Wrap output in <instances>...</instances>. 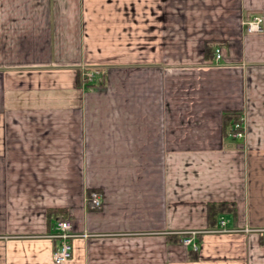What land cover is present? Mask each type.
<instances>
[{
    "label": "crops",
    "instance_id": "0c3cea01",
    "mask_svg": "<svg viewBox=\"0 0 264 264\" xmlns=\"http://www.w3.org/2000/svg\"><path fill=\"white\" fill-rule=\"evenodd\" d=\"M256 14L264 0H0V264H56L62 218L64 264H264ZM218 201L235 211L210 223Z\"/></svg>",
    "mask_w": 264,
    "mask_h": 264
},
{
    "label": "built area",
    "instance_id": "2783aa9c",
    "mask_svg": "<svg viewBox=\"0 0 264 264\" xmlns=\"http://www.w3.org/2000/svg\"><path fill=\"white\" fill-rule=\"evenodd\" d=\"M244 23L246 25V30L249 33H260L264 31V17L262 15L256 14L252 18L246 20ZM214 57L217 61L223 57L222 47H216ZM87 76L90 79H93L95 73L88 72ZM231 134L235 139L240 140L245 138L246 129L244 126L243 114H240L239 118L233 123ZM89 200L96 208L102 206V196L97 190H92L89 193ZM225 223V220L222 219L221 224L225 225ZM195 233L196 231H192V235L185 236L183 241L186 244H191L194 247H197V243L194 240ZM77 236L78 234L72 230V224L69 219L62 218L57 221L55 232L52 234V237L58 240V244L53 252V260L56 264H64L72 258L74 254V238Z\"/></svg>",
    "mask_w": 264,
    "mask_h": 264
},
{
    "label": "trees",
    "instance_id": "16d2710c",
    "mask_svg": "<svg viewBox=\"0 0 264 264\" xmlns=\"http://www.w3.org/2000/svg\"><path fill=\"white\" fill-rule=\"evenodd\" d=\"M229 118L231 120V123L233 125V123L239 118V114L238 113H230L228 114ZM92 190L89 191V193ZM236 206L231 203V202H227V201H218V202H210L208 204V218L210 223L215 220L218 216H220L222 213H224V211H235ZM59 209L57 208H51L48 210V213H58ZM261 240L264 242V237L261 236ZM195 250V249H194ZM193 251V249H192Z\"/></svg>",
    "mask_w": 264,
    "mask_h": 264
},
{
    "label": "rangeland",
    "instance_id": "374dc122",
    "mask_svg": "<svg viewBox=\"0 0 264 264\" xmlns=\"http://www.w3.org/2000/svg\"><path fill=\"white\" fill-rule=\"evenodd\" d=\"M197 234V231H196V233H195V235ZM184 236H183V238L185 237V236H191L192 235V231H190V232H188V233H185V234H183ZM194 235V236H195ZM183 241V240H182ZM184 242V241H183ZM185 243V242H184Z\"/></svg>",
    "mask_w": 264,
    "mask_h": 264
}]
</instances>
